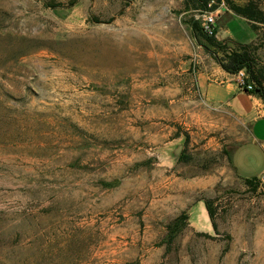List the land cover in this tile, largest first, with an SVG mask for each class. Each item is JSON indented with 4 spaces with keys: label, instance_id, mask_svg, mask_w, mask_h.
Wrapping results in <instances>:
<instances>
[{
    "label": "rangeland",
    "instance_id": "obj_1",
    "mask_svg": "<svg viewBox=\"0 0 264 264\" xmlns=\"http://www.w3.org/2000/svg\"><path fill=\"white\" fill-rule=\"evenodd\" d=\"M190 15L183 0H0V264H264V175L237 177L245 126L195 92ZM180 136L184 160L160 163ZM201 199L214 234L189 220Z\"/></svg>",
    "mask_w": 264,
    "mask_h": 264
},
{
    "label": "crops",
    "instance_id": "obj_2",
    "mask_svg": "<svg viewBox=\"0 0 264 264\" xmlns=\"http://www.w3.org/2000/svg\"><path fill=\"white\" fill-rule=\"evenodd\" d=\"M237 22L249 29L244 39H237L230 29V25ZM215 27V37L230 45L250 43L256 38L249 22L228 9L217 13ZM202 58L194 76L195 92L204 105L214 111L226 113L246 129L244 141L236 145L232 161L229 156L228 163L241 180L240 174H249L240 160L247 165L258 164L259 168L255 172L258 176L255 178L260 179L264 175V102L258 96L242 90L232 74L222 70L207 53L202 54ZM236 157L239 159L237 163Z\"/></svg>",
    "mask_w": 264,
    "mask_h": 264
},
{
    "label": "trees",
    "instance_id": "obj_3",
    "mask_svg": "<svg viewBox=\"0 0 264 264\" xmlns=\"http://www.w3.org/2000/svg\"><path fill=\"white\" fill-rule=\"evenodd\" d=\"M221 0H183L184 11L191 14L186 24L188 25L192 39L196 45L205 50L206 53L220 66L222 70L229 74H236L244 70L248 81L252 83L253 89L247 93L258 96L264 102V61L257 55V48L254 43L230 45L225 41H219L215 34L207 35L202 28L200 17L205 12L214 11L217 5L211 6L210 3H219ZM227 4V9L235 15L246 19L254 33L257 32L258 26L264 25V13L255 3L254 0H246L243 4L238 5L232 0H223ZM52 8H56L52 5ZM187 143V137H186ZM185 158V151L180 156L179 162ZM245 186H257L259 179H243ZM210 214L212 210L208 205ZM183 221L187 219L182 215Z\"/></svg>",
    "mask_w": 264,
    "mask_h": 264
},
{
    "label": "water",
    "instance_id": "obj_4",
    "mask_svg": "<svg viewBox=\"0 0 264 264\" xmlns=\"http://www.w3.org/2000/svg\"><path fill=\"white\" fill-rule=\"evenodd\" d=\"M186 136H180L164 146L158 147L156 153L160 163L172 168L177 164L184 151ZM189 220L200 231L214 234L212 217L205 200H198L189 210Z\"/></svg>",
    "mask_w": 264,
    "mask_h": 264
},
{
    "label": "built area",
    "instance_id": "obj_5",
    "mask_svg": "<svg viewBox=\"0 0 264 264\" xmlns=\"http://www.w3.org/2000/svg\"><path fill=\"white\" fill-rule=\"evenodd\" d=\"M199 17L201 19V25H202L203 31L209 36L214 35L215 30H216V27H215L216 19L213 15V12H210V11L205 12ZM232 76L234 77L236 83L239 85V87L242 90L247 92L253 89V85L252 83H250V81H248V77L244 70H241L237 72L236 74H232Z\"/></svg>",
    "mask_w": 264,
    "mask_h": 264
}]
</instances>
